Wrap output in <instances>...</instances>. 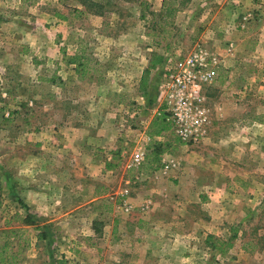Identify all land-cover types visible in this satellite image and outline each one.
<instances>
[{
    "label": "rangeland",
    "instance_id": "rangeland-1",
    "mask_svg": "<svg viewBox=\"0 0 264 264\" xmlns=\"http://www.w3.org/2000/svg\"><path fill=\"white\" fill-rule=\"evenodd\" d=\"M80 1L0 0V253L7 245L12 264H264V166L235 134L261 109L244 88L264 64L261 0H247L251 33L233 0H211V14L205 0H90L100 7L75 16ZM196 44L224 54L208 97L231 116L197 144L171 128L151 137L165 56ZM63 48L85 51L83 77L60 69ZM175 138L152 170L154 141ZM208 235L234 246L221 253Z\"/></svg>",
    "mask_w": 264,
    "mask_h": 264
},
{
    "label": "built area",
    "instance_id": "built-area-1",
    "mask_svg": "<svg viewBox=\"0 0 264 264\" xmlns=\"http://www.w3.org/2000/svg\"><path fill=\"white\" fill-rule=\"evenodd\" d=\"M220 62V54L201 44L185 53L176 49L165 56L161 101L171 131L182 142L197 144L208 134L212 123L208 88L216 78ZM144 159L143 149L133 154L134 165H140Z\"/></svg>",
    "mask_w": 264,
    "mask_h": 264
},
{
    "label": "crops",
    "instance_id": "crops-1",
    "mask_svg": "<svg viewBox=\"0 0 264 264\" xmlns=\"http://www.w3.org/2000/svg\"><path fill=\"white\" fill-rule=\"evenodd\" d=\"M242 1H243V3H245V6H243L241 4V1L239 2V0H233L232 1L236 5L232 4L231 2L230 3H231V5L234 6V8L238 9L239 14L243 12V17L246 20L243 22L241 21L242 22L241 26L243 28L247 29L246 33H249V32L251 33L250 28L252 26H254L253 25L254 22H253V20H251L249 22V19L252 16V14L254 15V12L252 11V8L247 7V6H251L247 0H242ZM220 2H222V5L219 6V9L223 8L225 1L221 0ZM203 5L205 6V12H207L208 14H211V12H210L212 10L211 0H205ZM258 7L260 9L259 11H260L261 15L259 17H261L260 20L262 21V27H261L260 33L258 31L257 35L261 36L260 45H261V47H263L262 48L263 49L262 54L264 56V0H261V3L259 2ZM219 9L216 12V14L221 12ZM57 20L61 21L60 19H57ZM58 24H61V23H58ZM256 32L252 33V34L256 35ZM208 46L212 47L210 45H208ZM232 46H234L233 48L235 50L237 45L235 43H232V45L230 46L231 52H232ZM212 49H213V47H212ZM212 51H215L221 55V62L216 68V72H218L219 69L224 67V63H222L224 60L223 59L224 54L222 52H219L216 50H212ZM258 52L259 51H257V53L254 52L253 55L259 54ZM226 55H229V53L226 52ZM61 56H62V54H61ZM61 60H62V58H61ZM60 64H61L60 69H63V66H65L66 69L75 73V66L74 65H68L63 61H61ZM257 72H259V73L253 74V76H251V77H249V79H247L246 85L244 88L248 89L245 92L246 93L245 95H247V96H249V94H250V96L252 97L255 94H259L258 97H255V98H257L258 104H260L261 109H260V111H257V113L255 115L250 114V123L245 124L244 129H241L240 131L235 130V134H236V136H239V137L241 136L243 138H247L246 139L247 140L246 149L248 150V153L250 151V154L252 156H254V160L256 159V161L258 162L257 164H254V166H257V165L264 166V64ZM212 86H213V84L210 85V87H212ZM253 93H255V94L253 95ZM259 99H261V100H259ZM234 106H238V105H234ZM216 110H217L216 112H214L212 110V123L209 127L208 135L211 133L210 131H212V127L214 124V117H216V120L220 121V122L218 121L219 125H220L222 123L221 121L226 120L225 118H227V116H228L227 114H229L231 116L232 106L230 109H228V104L223 102V101H220L219 103L218 102L216 103ZM249 110L253 111V106L250 107ZM234 118H235V115L232 116L229 120L230 121L233 120V123H236V119H234ZM246 118L248 119L249 115H247ZM238 128H239V125H238ZM239 133H241V134H239ZM256 142H257V144H254ZM253 145H255V146H253ZM244 151L245 150H243V152ZM123 201L129 202L128 200H125V199H123ZM138 228H140L139 224L135 225L134 223H132L126 227V233L131 234L132 231H136ZM129 236H131V235H129ZM137 241H139V239H135L134 242H133V240L128 241V239L123 237V235H122V243H126V242L129 243L130 242L132 245H135V243L137 244Z\"/></svg>",
    "mask_w": 264,
    "mask_h": 264
},
{
    "label": "trees",
    "instance_id": "trees-1",
    "mask_svg": "<svg viewBox=\"0 0 264 264\" xmlns=\"http://www.w3.org/2000/svg\"><path fill=\"white\" fill-rule=\"evenodd\" d=\"M89 2L90 0H81L80 4L81 6H83L84 9L76 8L74 15L75 16L87 15L88 9L92 5H96L97 7H100L99 4H95L93 2L89 3ZM54 14L56 17L62 20H69L68 14L64 12L55 11ZM62 53H63L64 62L68 65H74L76 73L81 77H83L88 70L87 64L90 61L88 56L85 54V51L82 50V52L77 51L73 54H70L67 52L66 48H63ZM166 118L167 116L164 110H161L159 114L155 115L148 128V134L151 137L158 136L163 131L168 130L170 128V124ZM177 143L180 142L176 138L174 141H162V140L154 141L150 153H148L146 156L149 163V167L152 170L159 169L163 164V154L166 152H173L175 149H177L178 148ZM114 166H115L114 164L108 165V167L110 168H113ZM38 229H40V227H38ZM38 237L39 239L45 238V234L43 233V231L39 233ZM206 241L208 245L211 246L212 249L217 250L221 253L227 252L230 248L234 246V241L232 239L231 240L217 239L214 235H208L206 237ZM2 248H3L2 253H0V264H12L14 259H9V258H13L14 255H9V253H7V245H4Z\"/></svg>",
    "mask_w": 264,
    "mask_h": 264
}]
</instances>
